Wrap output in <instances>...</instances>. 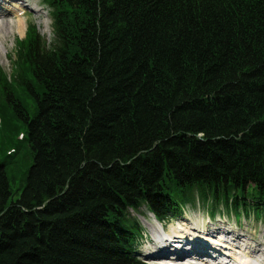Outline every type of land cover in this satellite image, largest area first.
I'll use <instances>...</instances> for the list:
<instances>
[{
    "label": "trees",
    "instance_id": "1",
    "mask_svg": "<svg viewBox=\"0 0 264 264\" xmlns=\"http://www.w3.org/2000/svg\"><path fill=\"white\" fill-rule=\"evenodd\" d=\"M42 1L0 72V264H150L141 210L264 224V0Z\"/></svg>",
    "mask_w": 264,
    "mask_h": 264
},
{
    "label": "rangeland",
    "instance_id": "2",
    "mask_svg": "<svg viewBox=\"0 0 264 264\" xmlns=\"http://www.w3.org/2000/svg\"><path fill=\"white\" fill-rule=\"evenodd\" d=\"M14 1L19 2V4H17L19 6L18 8H16V6H12ZM18 11H23L25 15L29 17L27 27L29 25H34L45 42L47 44H50L53 39L51 19L49 17V10L43 4V1L0 0V18L10 17ZM24 38L25 35L24 33H22V35H20V38H6L3 43H0V51L3 52V56L0 57V72H2L7 79L11 80L13 76H16L17 72L19 71V68L17 66L18 54L16 53L18 44L17 41L23 40ZM11 85L14 86L13 84ZM9 145V141L2 140L1 152H7ZM137 217L144 233V238L139 246L138 253L140 254L139 256L141 257V259L148 260V262L151 264H168V262L170 261L159 260L162 257L158 258L157 260L148 257L151 255L153 256L150 251L155 252L154 248L158 244L152 240L148 224H154L157 227L159 225L162 234H170L171 231L175 230L176 227H178L183 222H197L200 224L202 223V225L200 226H202L203 229L201 228V230L204 232H206V230L208 229L210 230L216 227L237 232L238 234H240V236H244V239H250L247 240V242H249L248 246H251L250 249L257 252L256 255H254L253 252L250 253L251 257L249 258L252 263H256L257 261H259L257 263L264 264V224L258 220H255L254 218L240 217L239 220H236L234 214L226 212L225 210L217 211V213H215V215L211 217V215L207 213L201 205L195 206L194 208L187 207L183 211L181 217L172 218L160 223H158L153 218V216L145 210H141L140 214L137 215ZM244 243H246V240H244ZM182 260H184V262L179 264H207V262L205 261L197 262L189 257H186Z\"/></svg>",
    "mask_w": 264,
    "mask_h": 264
},
{
    "label": "bare ground",
    "instance_id": "3",
    "mask_svg": "<svg viewBox=\"0 0 264 264\" xmlns=\"http://www.w3.org/2000/svg\"><path fill=\"white\" fill-rule=\"evenodd\" d=\"M14 2L16 3V1ZM14 6L19 7L15 4ZM21 28L18 26L20 35L23 33ZM200 225L202 223L183 222L175 230L172 229L170 234L164 235L161 233L159 225L157 227L154 224H148L152 240L158 243L154 248L155 252L150 251L153 256L150 254L149 258L157 260L162 257L159 260H169L168 264L183 263L182 259L186 257L197 262L205 261L207 264H259L257 263L259 261L252 263L249 258L251 257L250 253L253 252L254 255L257 253L250 249L251 246H248L247 240L250 239H244V236H240L235 231L218 227L204 232Z\"/></svg>",
    "mask_w": 264,
    "mask_h": 264
},
{
    "label": "clouds",
    "instance_id": "4",
    "mask_svg": "<svg viewBox=\"0 0 264 264\" xmlns=\"http://www.w3.org/2000/svg\"><path fill=\"white\" fill-rule=\"evenodd\" d=\"M29 17L24 12H17L7 18H0V43H3L6 38H20L18 26L22 27L24 35H27V22ZM3 52L0 51V57Z\"/></svg>",
    "mask_w": 264,
    "mask_h": 264
}]
</instances>
